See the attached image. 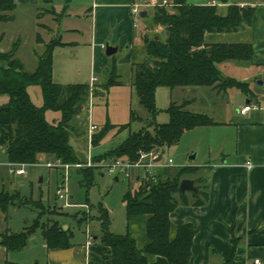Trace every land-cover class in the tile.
Listing matches in <instances>:
<instances>
[{
    "label": "trees",
    "instance_id": "16d2710c",
    "mask_svg": "<svg viewBox=\"0 0 264 264\" xmlns=\"http://www.w3.org/2000/svg\"><path fill=\"white\" fill-rule=\"evenodd\" d=\"M16 8V0H0V24L13 21L12 13ZM254 14L252 7L231 6L228 14L222 16L215 6L191 5L188 0H161L154 6V28H163L166 38L163 41L157 36L144 37L143 53L132 51V87L151 121L108 153L111 154L108 161L124 158L137 162L141 152L162 154L166 148L177 145L185 133L220 125L207 114L188 111L190 102L181 105L171 103L166 110L168 123H157L160 111L156 95L159 88H214L219 93L237 88L251 95L248 85L233 78H224L219 65L228 61L251 63L254 56L252 44H210L206 42V35L239 32L252 25ZM2 40L3 37L0 44ZM37 42L42 43L39 34ZM58 44H62L61 40L46 46L34 72L26 71L17 58L20 40L9 52L0 50V97L8 99L0 106V146L5 149L10 165L33 166L42 156L67 165L81 162L71 145V121L89 98L91 89L89 85L63 86L54 82L53 50ZM141 55L145 59L138 62ZM106 76V90L122 84L116 59L113 58ZM32 86L42 90V107H37L31 100L29 88ZM48 111L60 113V121H48ZM132 119H137L133 113ZM129 127V124L123 125L119 131ZM116 128L108 125L102 132L94 134L91 146H100L109 131ZM81 170L80 174L92 186L96 169ZM205 170L197 166H169L162 172L158 170L153 178L148 175L140 177L139 188L129 189L124 197L126 233L110 231L109 212L100 204L101 234L95 241L93 238V243L97 242L104 248L110 264H151V260L158 256L166 258L169 264H190L197 230L192 224L175 225L171 214L180 206L202 207L208 203L210 178ZM187 179L195 181L196 193L180 191L182 181ZM20 201L18 194L0 192V212L7 219L9 208L18 206ZM37 223L20 233L4 232L1 245L8 252H19L28 245L33 234L42 229L48 251L73 247V234L63 229L59 222L44 227ZM138 226L144 227L145 243L141 247L135 236Z\"/></svg>",
    "mask_w": 264,
    "mask_h": 264
},
{
    "label": "rangeland",
    "instance_id": "374dc122",
    "mask_svg": "<svg viewBox=\"0 0 264 264\" xmlns=\"http://www.w3.org/2000/svg\"><path fill=\"white\" fill-rule=\"evenodd\" d=\"M66 1L53 0L51 6L44 3L38 7H18L12 13L13 21L0 24V38L3 37L0 50L9 52L20 40L17 58L23 63L26 71L34 72L37 69L39 57L46 50L45 45H38L37 35L44 38L46 46L54 45L61 40L62 44H58L53 50L54 82L63 86L89 85L90 89L93 88V95L89 96L82 109L71 121L70 130L71 145L81 157L80 163H86L91 158V168L96 169L93 185H88L83 175L80 174L82 170L71 169L68 189L72 205L65 207L66 201L57 197V191L63 185L64 172L60 169L47 167L48 162H54L53 159L42 156L38 164L25 167L26 175H14L10 173L7 155L3 153L0 146V192L18 194L21 199L20 202H17L18 206L9 208L7 219L5 215V221L11 233H20L33 228L36 222L40 227L59 222L63 229L70 230L73 234L71 243L77 249H81L83 245H86L88 235L93 237L101 234L100 204L109 212L110 231L115 234L126 233L127 213L124 197L129 189L137 190L139 188L138 177H142L144 173L140 169H134L131 171L130 178L121 174L119 181H116L115 177L105 174L103 168L95 167L108 164L107 157L111 155L108 153L121 146L131 134L146 127L147 122L151 119L140 104L137 93L132 87L131 65L129 60L124 62L128 51L122 50L116 56L122 61L120 64L117 62L121 85L106 90L104 85L108 77L95 75L92 72L89 34L92 24L89 5L92 4V0ZM64 2L66 3L65 8H63ZM135 2L151 4L150 7L142 9L148 12V16L140 18L138 35L132 44V51L137 50L142 54L144 37L157 36L164 41L166 32L163 28H154L153 24L154 6L152 5L159 4L161 0H135ZM194 2L197 0H188L189 4ZM55 18H59L57 24ZM105 55L104 52V59L111 62L113 57ZM144 59L145 56L141 55L138 62H143ZM180 91L182 90L177 93ZM29 93L32 102L37 107H42L41 88L32 86L29 88ZM181 96V94H175V101L178 102L177 99ZM156 99L160 111L156 122L159 124L168 123L169 115L166 110L171 102H175L171 96V90L159 88ZM7 101L6 97H0V106ZM212 103L213 105L220 104L223 107L226 103L228 104V113L216 114L206 111V114L213 116L215 121L230 122L234 118L236 105H233L229 95L222 92L219 100ZM132 113L137 117L136 120L132 119ZM46 118L50 122L57 123L61 119V114L48 111ZM128 124L130 125L128 129L119 131V127ZM92 125L97 127L96 133L102 132L108 125L117 128L109 131L100 146L94 148L91 146L89 133ZM222 131L224 130L218 129L209 132L197 130L185 134L177 145L164 150L162 162L167 163L169 159H172L175 167L190 166L191 164L204 166L209 159L212 160L213 152H218L219 146L226 152L231 150L233 144L230 143V140L225 141L224 147L222 146L223 137L220 134ZM194 155H196V159L191 160L190 158ZM164 169L166 168L159 167L158 170L162 172ZM135 236L139 247L143 246L145 243L143 226L137 227ZM32 240H35V243H32ZM95 247L99 248L101 245L96 243ZM47 257L48 249L43 237V230L38 229L23 250L9 252L8 261L20 262L19 264H45V261H48Z\"/></svg>",
    "mask_w": 264,
    "mask_h": 264
},
{
    "label": "crops",
    "instance_id": "0c3cea01",
    "mask_svg": "<svg viewBox=\"0 0 264 264\" xmlns=\"http://www.w3.org/2000/svg\"><path fill=\"white\" fill-rule=\"evenodd\" d=\"M69 1L71 0L66 2ZM44 3L51 6L53 0H16L17 8L38 7ZM91 3L89 11L92 24L89 34L92 72L106 76L113 58L118 64L122 63L116 57L122 50L128 51L124 62L129 60L132 71V44L136 40L138 29L134 28L131 7L136 2L92 0ZM191 5L215 6L222 16L228 14L231 6L255 9L251 26L239 32L206 35V42L210 44H252L254 56L251 63L228 61L219 65L224 78H233L248 85L251 95L237 88L229 89L226 94L231 97L233 105H236L234 118L230 122H218V126L196 128L185 133L223 129L220 133L223 137L222 146L227 140L233 145L229 152L219 146L218 152H213L212 160L206 162L207 165L197 166L204 167L210 178L208 203L202 207L180 206L171 214V220L175 225L192 224L197 230L190 264H256V261L264 264V0H197ZM65 7L66 3L63 4V8ZM58 20L59 18H55L56 24ZM41 38L42 43L38 45L46 47L47 43L42 36ZM107 41L119 48L111 62L104 59ZM179 90L182 91L177 93ZM175 94L182 95L177 99L178 102L175 101ZM220 95L214 88L180 87L171 90L174 103L181 105L190 102L187 110L202 114H206V111L228 113L227 103L224 107L212 103L217 102ZM249 104L256 106V109L241 116L239 110ZM2 150L6 153L4 148ZM8 230L5 215L0 212V264H19L20 262L8 261L9 252L1 245V235ZM93 238L95 241L97 236ZM96 243L88 246L86 242L81 249L73 245L67 250L48 251V261L45 264H110L104 248H96ZM151 264L169 262L158 256L151 260Z\"/></svg>",
    "mask_w": 264,
    "mask_h": 264
},
{
    "label": "built area",
    "instance_id": "2783aa9c",
    "mask_svg": "<svg viewBox=\"0 0 264 264\" xmlns=\"http://www.w3.org/2000/svg\"><path fill=\"white\" fill-rule=\"evenodd\" d=\"M151 4L147 3H134L131 7V15H132V20L134 24V28L138 29L139 28V20L141 18V13L143 12V7L148 8L150 7ZM155 6V5H152ZM93 88H91V94H93ZM256 109V106L249 104L244 106L242 109L239 110V113L241 116H246L248 115L252 110ZM97 127L92 125L90 127L89 133H90V143L92 141V136L96 133ZM92 135V136H91ZM159 156H162L159 152H151V153H140V158L137 162H131L129 159H116L113 161H109L108 164L103 167L105 170V174H107L110 177H119L121 174H124L126 178L131 177V171L134 169H140L143 171V176L142 177H147L150 176L153 178L155 174L157 173L159 167L161 168H166L169 166H173L174 162L172 159H169L167 163H163L162 161L160 163H155L156 159H158ZM91 158L87 160L86 163H77L74 165H67L63 164L61 161H55V162H49L47 163L48 168H55V169H60L61 171L64 172V181L63 185L61 188L58 189L57 191V197L60 200L66 201L65 207H70L72 204L70 203V196H69V173L71 169H76V170H81L84 168H91L92 163H91ZM10 173L14 175H19L23 176L27 172L25 170V166L22 165H10ZM140 177H138V180ZM87 208V206H86ZM87 244L88 246H91L93 244V237L88 235L87 237ZM256 264H261L260 261H256Z\"/></svg>",
    "mask_w": 264,
    "mask_h": 264
},
{
    "label": "water",
    "instance_id": "95a60500",
    "mask_svg": "<svg viewBox=\"0 0 264 264\" xmlns=\"http://www.w3.org/2000/svg\"><path fill=\"white\" fill-rule=\"evenodd\" d=\"M146 16H147V12L143 11L141 13V18H146ZM118 50H119V48L112 45L111 41H107V43L105 44V53H106L107 57L115 56L118 53ZM248 103H249V101H247V104ZM190 159L195 160L196 155L192 156ZM161 161H162V156H159L158 159H156L155 163H160ZM115 180L119 181V177H116ZM180 191L182 193H186V192H195L196 193L197 188L195 186V181L190 180V179L182 181L181 186H180ZM32 242H34V241L32 240Z\"/></svg>",
    "mask_w": 264,
    "mask_h": 264
}]
</instances>
